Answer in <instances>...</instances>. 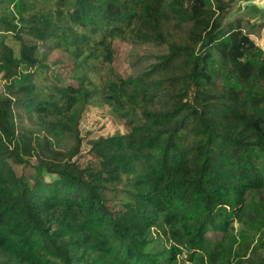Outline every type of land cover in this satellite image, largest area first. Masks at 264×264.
I'll list each match as a JSON object with an SVG mask.
<instances>
[{"label":"trees","instance_id":"obj_1","mask_svg":"<svg viewBox=\"0 0 264 264\" xmlns=\"http://www.w3.org/2000/svg\"><path fill=\"white\" fill-rule=\"evenodd\" d=\"M9 1L0 0V264H192L210 231L222 233L218 263L236 220L255 219L249 195L264 223V47L253 31L263 22L227 21L234 0H15L21 16ZM116 40L167 50L124 75ZM52 48L72 57L76 85L42 77ZM97 104L129 130L91 140L82 166L79 121ZM57 131L73 145L55 146ZM110 189L127 199L111 204ZM261 246L249 242L237 264H264Z\"/></svg>","mask_w":264,"mask_h":264},{"label":"rangeland","instance_id":"obj_2","mask_svg":"<svg viewBox=\"0 0 264 264\" xmlns=\"http://www.w3.org/2000/svg\"><path fill=\"white\" fill-rule=\"evenodd\" d=\"M8 8L13 11L17 16H21L20 8L15 0L8 2ZM240 17L242 24L250 25L253 23H264V18L258 19L256 16L248 12L239 11V0H234L232 8L227 16V21ZM254 33H260L263 37L260 38L256 34V40L264 47V28H253ZM116 55L115 67L124 75L133 74L139 69L148 66L155 60L154 55L165 52L166 46L159 45L154 42H126L121 40L115 41ZM45 63L49 65L47 70L42 73V77L48 74L54 80L61 84L76 85L77 80L73 76L76 71L73 68L72 57L66 52L52 48L48 49L47 58ZM44 80V79H42ZM39 79V82L42 81ZM231 81H234L231 79ZM30 121L26 119V123ZM80 134L83 137L80 145V151L75 156L78 163L82 166L90 163L92 158L89 153L90 141L98 138L99 136H108L114 133H124L129 130V127L124 123V120L119 118L107 104L89 105L84 111L79 121ZM53 144L57 147H69L73 145V135L65 131H57L53 136ZM95 163V160H94ZM17 174H24L26 177L33 173L31 166H24L23 164H13ZM113 186V185H111ZM123 188L122 184L118 185ZM127 193L121 190L110 189L107 190V196L111 204L120 205L125 201ZM251 197L248 202V208L254 213V220L245 219L238 224L236 220V228L233 232L230 243L227 247V253L219 260L218 263L211 262V252L214 249L216 240L222 237L221 232L210 231L206 237L207 241L204 245L199 247L198 252L192 255V261H186L192 264H237L239 258L244 254L247 249L248 243L251 242L255 245H264V223L261 220L262 208L260 201L256 195H249ZM154 236L157 240L154 244L159 247L167 244L168 233L163 224H156L154 226ZM260 251L264 253V246L260 247Z\"/></svg>","mask_w":264,"mask_h":264},{"label":"water","instance_id":"obj_3","mask_svg":"<svg viewBox=\"0 0 264 264\" xmlns=\"http://www.w3.org/2000/svg\"><path fill=\"white\" fill-rule=\"evenodd\" d=\"M239 11H246L258 19H262L264 18V0H239Z\"/></svg>","mask_w":264,"mask_h":264}]
</instances>
